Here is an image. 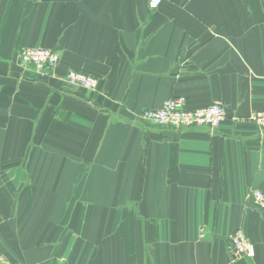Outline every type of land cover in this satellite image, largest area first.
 <instances>
[{"label":"crops","instance_id":"obj_1","mask_svg":"<svg viewBox=\"0 0 264 264\" xmlns=\"http://www.w3.org/2000/svg\"><path fill=\"white\" fill-rule=\"evenodd\" d=\"M25 47L60 60L38 72ZM175 96L227 117H142ZM263 108L264 0H0V264H264Z\"/></svg>","mask_w":264,"mask_h":264},{"label":"built area","instance_id":"obj_2","mask_svg":"<svg viewBox=\"0 0 264 264\" xmlns=\"http://www.w3.org/2000/svg\"><path fill=\"white\" fill-rule=\"evenodd\" d=\"M163 0H149V7L156 10ZM20 60L38 72L48 74L60 60L59 53L50 48L25 47L19 53ZM65 81L73 86L95 89L99 85L98 78L83 71L71 70L67 73ZM142 117L152 126L172 128L177 130L195 127H219L226 119V108L221 103H212L191 108L185 96H175L164 101L160 108L144 109ZM252 119L264 131V108L253 113ZM253 204L264 211V191L255 189L250 193ZM230 243L236 254L254 257L256 245L241 229L229 235Z\"/></svg>","mask_w":264,"mask_h":264},{"label":"rangeland","instance_id":"obj_3","mask_svg":"<svg viewBox=\"0 0 264 264\" xmlns=\"http://www.w3.org/2000/svg\"><path fill=\"white\" fill-rule=\"evenodd\" d=\"M0 242H1V239H0Z\"/></svg>","mask_w":264,"mask_h":264}]
</instances>
